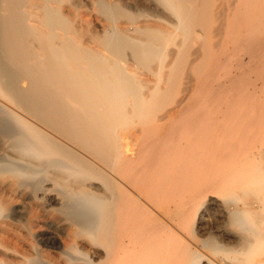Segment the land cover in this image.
<instances>
[{
  "label": "bare ground",
  "instance_id": "obj_1",
  "mask_svg": "<svg viewBox=\"0 0 264 264\" xmlns=\"http://www.w3.org/2000/svg\"><path fill=\"white\" fill-rule=\"evenodd\" d=\"M207 1L0 0V264H264V151L209 115L237 74L175 98L264 0Z\"/></svg>",
  "mask_w": 264,
  "mask_h": 264
},
{
  "label": "rangeland",
  "instance_id": "obj_2",
  "mask_svg": "<svg viewBox=\"0 0 264 264\" xmlns=\"http://www.w3.org/2000/svg\"><path fill=\"white\" fill-rule=\"evenodd\" d=\"M215 3H217L216 0H208L206 5L209 4L212 6ZM87 8H89L88 5L85 8L83 6V8L81 9L82 13L84 12L86 14V12H91L90 16L93 15L94 13H92L91 9H88L90 10L88 11ZM208 12L213 13V10H209ZM84 13L82 15L83 17L85 16ZM87 16L88 18H90L89 15ZM206 29L207 28L205 27H196L198 35L203 34V39L199 40L202 43L201 47L203 49H206L208 55L210 54L211 59L213 58L215 61L216 56L222 57L221 62H206L200 71L191 69L190 74L192 75L189 76L188 82L190 84L194 82V84L190 86V91L188 92L187 96L183 92H181V90H178L175 93V98L179 100L182 97H186L188 101H191V105L189 108H191V110H196L197 108L201 107L203 101L206 100L205 93H197V84L199 82L198 80L202 77L199 74L205 73L206 69L207 72H209H206V74H208V79L210 80V82L208 83L209 87H205V90L207 91L211 90L214 87L213 85H215L218 81L227 80L230 77L229 74H237V80L235 82H229L224 90L222 89L220 92H218L217 95H213L211 98H209V101L212 104L209 107L210 109H223V111L226 110V114L224 113V115L220 117L216 115L217 113H210L209 115L212 117L210 118V121H217V119H219L220 122L227 127L229 124V127L232 125H237L244 127V129L246 128L244 133L245 137L241 138L245 143L243 150L246 149L245 151H248L247 154H249L250 156L252 155L259 157V155H262L260 154V152L262 151L261 149H263L264 151V38H262L264 37V29H261L262 33L259 34L261 42L259 41L260 43H256L253 45L233 44L232 39L225 32L221 35L222 38L220 37V39L219 36L215 35V33H211L209 29H207L208 31ZM218 40H220V42ZM87 41H83L84 44L86 42L85 45H90L91 43L95 45L92 40L90 44H88L89 40ZM193 41L194 44L192 45H195L196 41H198V38L196 37ZM213 43L217 46L214 47ZM221 47H223L222 50ZM226 49H228L229 52H225L224 50ZM209 63L211 64L209 65ZM190 79L191 81L192 79L194 80L191 82ZM185 81L186 80L183 79L181 82ZM182 85L183 83L181 84V89ZM172 105L173 104H170L169 106L171 107ZM237 113H240L239 118L235 116ZM253 148H256V151L253 150ZM261 162H264V159H262ZM196 232H198L196 233L198 235H196L197 238H205L206 232H204V235L202 234L203 231ZM185 234L187 236H190V233L187 230L185 231Z\"/></svg>",
  "mask_w": 264,
  "mask_h": 264
}]
</instances>
